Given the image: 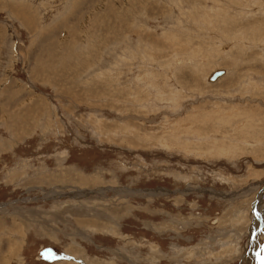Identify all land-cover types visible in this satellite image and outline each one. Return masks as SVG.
<instances>
[{
  "label": "rangeland",
  "instance_id": "rangeland-1",
  "mask_svg": "<svg viewBox=\"0 0 264 264\" xmlns=\"http://www.w3.org/2000/svg\"><path fill=\"white\" fill-rule=\"evenodd\" d=\"M0 241L264 264V0H0Z\"/></svg>",
  "mask_w": 264,
  "mask_h": 264
},
{
  "label": "bare ground",
  "instance_id": "bare-ground-1",
  "mask_svg": "<svg viewBox=\"0 0 264 264\" xmlns=\"http://www.w3.org/2000/svg\"><path fill=\"white\" fill-rule=\"evenodd\" d=\"M15 11V10H14ZM20 11V10H19ZM17 14V13H16ZM22 14V13H21ZM20 14V15H21ZM23 15V14H22ZM27 20V19H26ZM24 21V20H23ZM28 22V21H27ZM28 26V25H27ZM39 51V50H38ZM37 64V63H36ZM44 66V65H43ZM42 69V68H41ZM224 71H217V72H215V73H212L210 76H212L213 74H216V77L214 78V79H210V77H208L209 79H208V81H209V83H213V82H215L218 78H220V77H222L223 75H224ZM4 116V115H3ZM90 183V182H89ZM80 184V183H79ZM81 184H84L83 182L81 183ZM113 187V186H112ZM109 189V188H108ZM256 210H257V207H256ZM260 211V210H259ZM243 214V213H242ZM261 217V216H260ZM8 240V239H7ZM11 240V239H10ZM9 240V241H10ZM1 242V241H0ZM6 242H8V241H6ZM12 242V241H11ZM8 244H10V242L8 243ZM9 248V247H8ZM10 249V248H9ZM1 250H3V249H1L0 248V251ZM17 252V249H15V251L14 250H12V251H10V252H7V254L8 255H6L5 253V255H3L2 254V252H0V256H4L3 257V259H2V257L0 258V264H8V262H9V260L10 259H14V255H16L15 253ZM72 252V251H71ZM74 252V251H73ZM2 254V255H1ZM16 257V256H15ZM67 263V262H66Z\"/></svg>",
  "mask_w": 264,
  "mask_h": 264
},
{
  "label": "water",
  "instance_id": "water-1",
  "mask_svg": "<svg viewBox=\"0 0 264 264\" xmlns=\"http://www.w3.org/2000/svg\"><path fill=\"white\" fill-rule=\"evenodd\" d=\"M215 77H216V74H213V75L210 77V79L212 80V79H214ZM262 226H263V223H259V226H258L259 230L262 228ZM263 258H264V256L260 259L261 262L263 261Z\"/></svg>",
  "mask_w": 264,
  "mask_h": 264
}]
</instances>
